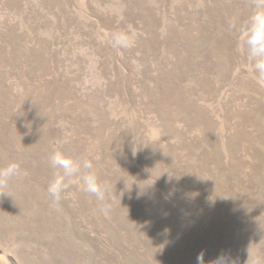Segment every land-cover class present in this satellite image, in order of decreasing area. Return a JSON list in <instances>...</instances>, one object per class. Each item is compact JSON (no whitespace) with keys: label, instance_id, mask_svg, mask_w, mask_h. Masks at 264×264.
<instances>
[{"label":"rangeland","instance_id":"rangeland-1","mask_svg":"<svg viewBox=\"0 0 264 264\" xmlns=\"http://www.w3.org/2000/svg\"><path fill=\"white\" fill-rule=\"evenodd\" d=\"M255 0H0V264H264ZM54 150L90 159L104 199ZM135 152V155L133 154Z\"/></svg>","mask_w":264,"mask_h":264},{"label":"clouds","instance_id":"clouds-1","mask_svg":"<svg viewBox=\"0 0 264 264\" xmlns=\"http://www.w3.org/2000/svg\"><path fill=\"white\" fill-rule=\"evenodd\" d=\"M241 39L246 47L248 59L253 62L254 69L264 76V0H255V10L249 18L247 27L241 32ZM133 154L135 155L134 151ZM50 159L53 167L63 170V176H57L48 185L47 191L54 201H58L67 188L64 177L77 176L81 173L84 191L94 195L98 200L104 199V188L98 182L92 160L73 159L58 150L53 151ZM20 174L21 169L18 164H9L0 169V181H7ZM196 264H205L203 252L197 255ZM212 264H225V260L221 256Z\"/></svg>","mask_w":264,"mask_h":264}]
</instances>
